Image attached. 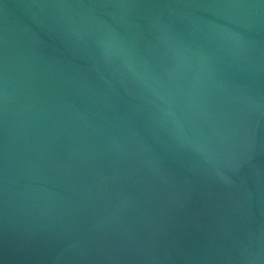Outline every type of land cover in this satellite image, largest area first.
<instances>
[{
    "label": "water",
    "instance_id": "obj_1",
    "mask_svg": "<svg viewBox=\"0 0 264 264\" xmlns=\"http://www.w3.org/2000/svg\"><path fill=\"white\" fill-rule=\"evenodd\" d=\"M0 264H264V0H0Z\"/></svg>",
    "mask_w": 264,
    "mask_h": 264
}]
</instances>
